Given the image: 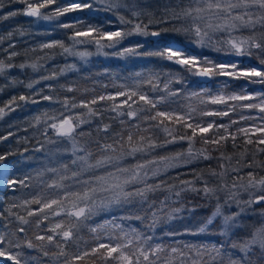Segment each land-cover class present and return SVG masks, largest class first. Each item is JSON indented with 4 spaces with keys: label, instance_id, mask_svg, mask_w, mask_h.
Masks as SVG:
<instances>
[{
    "label": "snow or ice",
    "instance_id": "1",
    "mask_svg": "<svg viewBox=\"0 0 264 264\" xmlns=\"http://www.w3.org/2000/svg\"><path fill=\"white\" fill-rule=\"evenodd\" d=\"M18 2L26 6L23 15L43 21L55 20L57 27L71 30L68 46L63 41H54L42 44L41 50L60 48L61 55L87 62L93 53L79 51L77 46L95 44L97 54L107 56L109 53L105 49L119 48L112 55L152 57L167 64L159 70L137 71L130 84H113L116 91L93 94L87 99L66 96L61 100L52 95H41L42 101L59 105L51 113L42 111L33 117L43 137V142L38 141L36 151L46 153L48 164L34 173L21 175H13L8 167L0 165V189L23 193L22 197L13 196V202L0 210V221H6L0 226V257H6L13 264H30L36 258L24 255L22 249L26 247L37 249L48 258L49 264H264V210L259 213L260 225L253 226L246 236L236 238L246 227L241 220L246 210L264 204V176L251 170L264 169V162L253 158V162L244 163L247 154L241 153L233 163V155L226 154L229 143L233 149L238 147V136L244 137L247 144L257 145L258 152L264 153V147H259L264 145V125L249 127L241 123L257 118L264 121V89L248 91L251 85H264V31H255L257 24L264 28V0H191L194 6L179 11L167 9L160 19L141 9L137 0H131V4L127 0ZM0 7H3V0H0ZM254 8L260 11L255 19ZM121 9L130 15L120 14ZM100 12L115 15L118 26L110 27L113 21L100 18ZM74 13L78 15H71ZM17 14L13 11L8 15ZM144 15H148V23H144ZM173 21L179 26L173 24L171 29L149 31L153 25ZM243 28L251 29L252 34L247 37L233 35ZM168 31L174 34L173 37L161 43L159 38ZM221 33L226 34L227 39H216ZM11 35L9 33V38ZM134 35L156 37L155 50L141 51L144 44L139 41L119 47ZM2 42L3 38H0ZM205 51L215 55H205ZM16 55L18 53L12 51L9 59ZM169 65L200 77L204 85L211 84L212 87L201 86L198 90L188 91L181 72L171 70ZM28 66L34 72L43 68L38 63L19 65L22 69ZM12 67L11 63L0 60V74ZM75 70V64H67L59 72L52 70L49 75L40 76V80H58L66 72ZM107 71L105 69V73ZM218 77L228 79L221 82L216 79ZM241 80L244 84L238 88L234 86V82ZM27 87L32 88L33 83ZM48 87L51 89L53 85ZM61 87L67 92L78 91L71 85ZM88 91L85 89V94ZM91 91L95 93L96 90ZM181 97L186 103L179 102ZM29 99L25 95L19 96L21 101ZM15 100L13 97L10 103ZM31 102L39 103L34 99ZM251 110H255V115ZM3 113L4 108H0V115ZM230 114L239 118L232 119ZM211 117L219 119H206ZM224 117L229 120L224 122ZM159 133L164 134L162 139ZM85 137L87 139H83ZM7 139V136L0 137V141ZM198 140L214 146L212 151L221 148L225 151L214 157L207 147L195 149ZM46 144L53 147L46 148ZM184 144H187L186 150L175 151L172 155L158 153V150H170L172 146L183 147ZM68 153L70 163L61 158ZM153 153H156L154 159L130 166L123 164L127 157ZM5 158L0 155V161ZM211 160L218 162L219 171L209 168L207 176L203 170L189 167ZM181 168L188 170L181 172ZM245 168L250 169L246 173V183ZM170 170H176L172 178L174 183L164 178ZM184 175H190L192 179H182ZM229 176H232L230 185L227 182ZM212 178L216 180L215 185L211 183ZM157 191L168 195L159 202L150 199V194ZM186 192L202 193L206 199H215V210L194 231H169L164 235L209 233L210 226L220 218L216 234L224 237L222 243L177 241L169 244L149 234L154 233L162 217L171 220L184 210L182 194ZM241 193H246L248 198L241 199ZM171 204L180 206L171 207ZM233 206L237 209L235 212L226 211ZM13 209H21L24 214ZM111 210L123 214L115 215ZM106 212L110 218L96 219ZM133 220L145 224L148 232L133 227L129 223ZM13 222L16 229L10 231ZM32 229L38 244L28 238ZM19 234H23L22 242ZM13 248L20 251L13 254L10 251Z\"/></svg>",
    "mask_w": 264,
    "mask_h": 264
},
{
    "label": "trees",
    "instance_id": "2",
    "mask_svg": "<svg viewBox=\"0 0 264 264\" xmlns=\"http://www.w3.org/2000/svg\"><path fill=\"white\" fill-rule=\"evenodd\" d=\"M63 2V0H61ZM129 4H131V0H127ZM137 4L141 9H144L147 13L154 16L155 19H160L165 16L166 10L175 8L177 11L180 8L194 6L191 3V0H137ZM179 4V7L177 5ZM25 4L18 2V0H3V7H0V38H3V42L0 43V60L4 61L5 64L11 63L14 67L10 69H6L3 74H0V108H4L3 115H0V137L7 136V140L0 141V155H4L6 158L3 161L9 164L11 173L13 175H21L24 174L22 167L24 170H29L26 173H34L35 170L41 169L44 165L48 164L46 160V153L44 151H36L39 147V143L43 142V137L40 136L38 127L35 126V121L33 117L38 115L42 111L53 112L56 108H59V105H53L48 101H42L40 99L41 95H52L54 97H58L59 99H63L64 97H72L75 96L77 100L79 99H87L91 98L93 94L99 95L107 92L116 91L115 88L112 87L113 84L119 85L121 83H131L132 77L134 73L137 71H146L147 69H155L159 70L162 65L167 64L166 61H159L152 57L146 58H125V62L115 63L113 61L105 62L102 59H96V57L92 56L88 60V64L85 67L79 68L74 72H66L64 75L60 76L58 80H40V76L49 75L52 70H56L59 72L61 68H64L65 65L71 62L72 56H64L60 53L62 50L60 48L54 49H43L41 50L40 46L44 43H50L54 41H63L66 46L70 44L68 36L71 34V30L62 29L57 27V23L53 24L50 27L46 26H38L35 27L31 24L33 17H29L23 15V11L25 9ZM54 7V6H53ZM17 12L18 14L15 16H9L10 12ZM87 10H85L86 14ZM120 14L125 16H129L130 14L121 9ZM260 14V11L253 13V19ZM71 15H78V13H74ZM100 18H109L113 21V25L110 27L118 26V21L116 20V16L112 13H99ZM144 19V23H148V15H144L142 17ZM65 18H62V20ZM98 22V21H93ZM173 24L179 26V23L173 21L170 24H159L153 25L150 27L149 31L162 30V29H171ZM255 31L260 33L264 31V28H261L259 24L256 25ZM11 33V37L8 39L5 38L6 33ZM23 33V34H21ZM252 34V30L248 28L240 29L233 33L235 36L247 37ZM173 33L171 31L164 32L162 36L159 38L161 43L167 42L173 37ZM139 37L143 36H131L128 40H125L126 46H131V43H135L139 41ZM145 38V37H144ZM182 39V38H181ZM216 39H227L226 34H217ZM157 38L148 36L147 39L143 41H139L144 44V48L141 51H153L156 48L155 41ZM131 42V43H130ZM12 45V47H10ZM93 44H90L89 48H86L88 51L92 49ZM79 46H77V50H79ZM94 48V47H93ZM15 51L18 53L15 57L9 59V54ZM80 51V50H79ZM93 53L92 51H90ZM94 55V53H93ZM205 55H215L213 53H209L205 51ZM51 57V58H49ZM32 63L42 64L43 68L40 72H34L30 66L25 68H20L19 65H31ZM169 68L174 71L181 72V75L184 77L186 81V89L188 91L198 90L201 86L212 87L211 84L204 85L199 77L192 76L187 72H182L178 66L169 65ZM46 69V70H45ZM105 69H107V73H105ZM167 70V69H165ZM217 80L223 82L228 79L226 77H218ZM39 80V83H34ZM200 82V83H198ZM29 83H33L32 88H28L27 85ZM244 84V81H236L234 82V86L238 88L239 85ZM48 85H53V88H49ZM71 85L74 88H77L78 91L75 92H67L61 86ZM107 85L108 87L105 89L103 86ZM89 90L87 94H85L84 90ZM95 89V93L91 90ZM261 90L264 89V85H251L248 88L249 92L253 90ZM20 95H25L30 97L27 101L19 100ZM13 97H16V100L12 103L10 101L13 100ZM37 100L39 103L33 104L31 100ZM179 102L186 103L183 97L180 98ZM195 103V101H193ZM216 107V106H209ZM81 111V110H76ZM247 113L249 110H243ZM253 115H255V110H251ZM232 119H238V115L230 114ZM206 119H219L216 117L206 118ZM224 122L229 120V117L222 118ZM105 122H108L107 120ZM243 126H262L264 125V121L260 119H255L251 121H243L241 122ZM84 130L87 131V127L84 126ZM12 133L11 136L8 134ZM161 139L163 138V133H159ZM259 135V134H257ZM95 133H93V139H95ZM256 137L253 136V139ZM87 139V137L83 138ZM238 147L233 149L231 143L227 145L226 154L233 155V163L235 160L240 157L241 153H246V157L244 159V163L253 162V158L255 161L264 162V153H259L257 150V145L255 144H247L245 142V138L242 136H238L237 139ZM46 148L53 147L52 145H45ZM95 148V145H92ZM195 149H201L207 147L209 153L212 156H219L220 151H225L224 148H221L219 151H212L214 146L212 145H204L201 141H197L195 144ZM259 147H264V145H260ZM27 149V151H25ZM187 144H184L183 147L181 145L172 146L170 150H158L159 155L163 156L165 154H171L175 151L186 150ZM33 157V161L29 162L28 166L24 164V166L20 167L21 160H26L28 156ZM68 155V154H65ZM98 155V153H97ZM64 162L70 163L71 157H61ZM36 165L32 170V165ZM26 167V168H25ZM190 168H194L197 171L203 170L205 175L207 176L209 168H215L219 171L218 162L216 160L211 161H203L199 164H193L189 166ZM188 169L181 168L179 171L186 172ZM250 169L245 168L244 182L247 181V171ZM254 173H258L261 176H264V169L261 168H253L251 169ZM176 170H170V174L165 176L166 180H169L170 183H174L172 178L175 177ZM236 175L235 173L232 174ZM182 179H192L190 175H184L181 177ZM227 182L230 185L232 183V176L227 178ZM212 185H215L216 180L212 178ZM199 186V185H198ZM27 191V190H25ZM168 195L167 192L157 191L153 194H150V199H154L157 202L163 200L165 196ZM246 193H241V199H243ZM22 197L23 193L17 191L13 193L10 190L2 191L0 200V210L5 208L8 204L12 203V198ZM174 199V198H173ZM19 203V200L16 201ZM221 202H223V194H221ZM182 203L184 205V212L188 213L191 211V217L185 219V225L195 224L197 227L199 223H201L204 219L212 214L215 210L216 200L215 199H206L203 197V194H197L193 192H186L182 194ZM179 204H171V207H179ZM35 207V206H33ZM257 208H264V205H256ZM257 210V209H256ZM14 212H20L24 214L21 209H13ZM112 214L122 215L123 213L119 210H111ZM110 218L109 213H102L97 220L102 221L103 219ZM248 221V219H246ZM258 224L261 222V218L258 220ZM6 221H0V226H2ZM169 220L165 217H162V222L159 223L154 230V234L156 237L161 238L165 243L174 244L175 242H183V243H191V244H200V243H222L224 241V237L217 235L220 228V219L217 218L214 221V224L210 226L209 233H203L199 235H177L174 237L165 236L166 226ZM129 223L133 227H137L145 232H148L145 224L140 221H129ZM260 225V224H259ZM196 227V228H197ZM16 224L13 222L10 225V231H15ZM2 230V228H0ZM34 229L28 232V238L33 239V242L38 244V241L34 240ZM248 234L247 230L243 228L239 231L238 237H244ZM20 242L23 241V234H19ZM10 239L16 240L17 237L9 236ZM87 238V237H86ZM24 255L29 257H35L36 259L31 261L30 264H49L48 258L43 257L37 249H28L24 247L23 249ZM10 251L14 254L16 251H20V249H10ZM0 264H13V262L8 261L6 257H0ZM90 264V262H89Z\"/></svg>",
    "mask_w": 264,
    "mask_h": 264
},
{
    "label": "rangeland",
    "instance_id": "3",
    "mask_svg": "<svg viewBox=\"0 0 264 264\" xmlns=\"http://www.w3.org/2000/svg\"><path fill=\"white\" fill-rule=\"evenodd\" d=\"M98 7H100V6L98 5ZM258 11H259L258 9H255V8L252 9V13L258 12ZM55 23H57V21H55V20H53V21H43V20H37L35 18H33L32 21H31V24L33 26H35V27H38V26L50 27V26H52ZM9 33H6L5 34V38L6 39H8ZM138 39H139V41H143V40L147 39V37H145V38L144 37H139ZM125 44H126V42H123V44L121 46H119V47L122 48V46L125 45ZM92 46L94 48L92 47V49H90V51H92L94 53V55H92V56L96 57V59H102L105 62H110V61H113L115 63L125 62V58H120V57H116V56L112 55V53L115 52V51H118L119 48H115V49H105L104 51H106V52L109 53V55L105 56V55H102V54H97L95 44H93ZM79 47H81V48H79L80 51L87 50L86 48H89L90 47V44L79 45ZM90 57L91 56H89L87 58V62H85L83 60H80L78 57H72L71 62L69 64H75L76 65V70H78L79 68L85 67L88 64V60L90 59ZM68 72H74V71H68ZM159 152L160 151H158V153ZM172 154L173 153H171V154L168 153V154H165V155H172ZM63 156L68 157V156H70V153H68V155H65L64 154ZM155 156H156V153H153V154H150V155H141V154H138L137 157H135V158L134 157H127L123 161V164L125 166H130V165L136 164L138 161L140 163H143L146 160L154 159ZM32 161H33V157L30 155V156H28V158L26 160H24V159L21 160L20 167L24 166V164L28 166L29 162H32ZM0 165H4V166H6V167H8L10 169L9 164H7L5 162H0ZM35 166H36L35 164L31 166L32 167V170H33V168H35ZM22 169H23L24 173H26L29 170L31 171V169L24 170V167H22ZM10 171H11V169H10ZM4 190H7V188L0 189V197L2 195V191H4ZM247 198H248V196L246 194V195H244L243 200H246ZM236 210H237L236 207L233 206V208L231 210H226V211L235 212ZM262 210H264V208H257L256 205H253V207L247 209L245 215L241 217L242 223L244 225H246L245 229L247 230L248 233H250L253 230V226H259L260 223L258 224V221L257 220L259 218H261L259 216V213ZM188 217H191V211H189L188 213L187 212L185 213L184 211H181L179 214H176L175 215V218L169 220V222H168V224L166 226L165 233L166 232H169V231L184 233L186 229H191L193 231L196 230V227L197 226L195 224H189L187 226L185 225V219H187ZM246 219H248V221Z\"/></svg>",
    "mask_w": 264,
    "mask_h": 264
},
{
    "label": "water",
    "instance_id": "4",
    "mask_svg": "<svg viewBox=\"0 0 264 264\" xmlns=\"http://www.w3.org/2000/svg\"><path fill=\"white\" fill-rule=\"evenodd\" d=\"M156 38V37H155ZM200 78V77H199ZM201 79V78H200ZM261 205H264V204H261Z\"/></svg>",
    "mask_w": 264,
    "mask_h": 264
}]
</instances>
